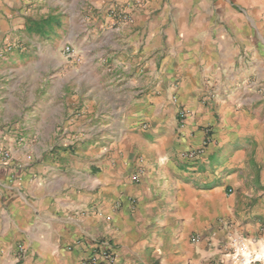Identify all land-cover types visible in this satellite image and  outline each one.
I'll return each instance as SVG.
<instances>
[{
    "label": "crops",
    "instance_id": "crops-1",
    "mask_svg": "<svg viewBox=\"0 0 264 264\" xmlns=\"http://www.w3.org/2000/svg\"><path fill=\"white\" fill-rule=\"evenodd\" d=\"M36 1L22 20L20 0H0V40L37 46L22 64L17 54L0 63V130L22 117L13 138L23 141L0 162V264H81L99 240L113 264H217L235 232L264 253V0H175L164 52L160 35L143 40L145 23L137 46L121 37L145 11L106 35L96 33L109 18L95 11L83 64L70 69L18 29L43 25L49 36L61 23L75 42L85 0ZM119 48L137 58L103 81L95 61ZM75 137L77 151L61 147Z\"/></svg>",
    "mask_w": 264,
    "mask_h": 264
},
{
    "label": "rangeland",
    "instance_id": "rangeland-1",
    "mask_svg": "<svg viewBox=\"0 0 264 264\" xmlns=\"http://www.w3.org/2000/svg\"><path fill=\"white\" fill-rule=\"evenodd\" d=\"M22 3L21 7V15L18 16V18L25 20L26 17L30 14L32 10L37 9V1L35 0H20ZM211 3V6L218 2V4H224L226 6H243L240 3H237L234 0H207ZM204 2L203 4H206V0H202ZM175 0H138V3H135L134 0H85L83 2L82 9L80 12H76L77 16V29H78V38H76V41L70 40L67 36L62 34L61 32H64L61 29V23L54 25L52 27V31H50L49 36L48 34H45L46 30L44 29V26L41 25L39 27H32L29 28L26 27V29H18V31L25 33V37L30 41H35L37 44H39V47L43 49L46 46V42H49L48 44L55 48V51L59 53L60 58H64L66 60L65 65L67 67H79L83 64L84 57L81 58V48L80 45L85 44L89 39H91L92 36H94V30L96 29L94 24L91 23V16H94L95 11H99L104 17L109 18L107 25H104L103 27H99L97 29L96 34H101V32H104L106 35V32L108 33V29L110 25L112 26L113 30L118 25H131L134 24V20L132 16L135 13H138L140 11H145V17L142 19V21L138 22L136 25H134L132 28H130V33L124 32L121 33V37H123V40L125 42L133 41L135 42V46H137L138 37L140 36V31L143 28V24L145 23V31L146 33L143 36V40L148 41L152 39L153 37H156L158 35L161 36V47L163 48V52L166 50L165 47V39L167 38L166 31L170 28L171 22L170 17H165L167 14L166 8L168 6H174ZM155 16L157 18V22L150 24L149 22L152 20V17ZM46 21V20H43ZM60 22V21H59ZM103 22V21H102ZM112 23V24H111ZM56 27V28H55ZM131 27V26H130ZM148 27L151 29L152 34L147 33ZM54 29V31H53ZM56 30L58 32H56ZM108 30V31H107ZM154 32H157L156 34ZM112 32H110L111 34ZM145 38V39H144ZM4 40H9L13 44V49L9 53H3L1 52V46ZM142 40V41H143ZM43 42V43H42ZM45 44V45H44ZM144 45V44H143ZM143 45H140V48L138 50V53L141 52V48ZM28 45L23 44L20 41L13 40L9 37H3L0 40V63H6L8 62L10 56L13 54H17L20 58L18 59L16 66L20 63L22 64L27 59L26 57L23 58L22 55L27 53V51L31 52L37 48V46L30 47L28 49ZM66 46L72 47L77 53L78 57L76 61L72 60L71 58L67 57L64 53V48ZM35 51V50H34ZM128 51V50H127ZM137 53V54H138ZM80 54V55H79ZM80 57V59H79ZM144 57V56H142ZM129 60L131 61L132 58L136 59L137 55H130L123 52L122 49H104V51L101 53V56L98 60L95 61V63L99 62V69L105 70L104 74L101 76V79L103 81H107L110 79L109 75L111 74L112 69L114 68L116 62H122L123 60ZM151 58V56H147L146 59L143 61L142 66L146 65L145 63L148 62V60ZM58 60V59H57ZM55 60L51 66H49V69L45 72V74L42 75V80L44 84L46 79H52L56 76L57 69H58V61ZM71 61H74V63H70ZM160 63V60L159 62ZM9 65L8 67H10ZM117 66V65H116ZM0 76V82H2ZM122 78L121 76H118L117 79ZM251 81V79L248 77L245 80H243L244 83L248 84ZM213 88V86H211ZM213 94V93H212ZM43 87L42 89L38 88L35 93V100H39L43 97ZM73 94L70 93L69 96H72ZM68 98V96H67ZM26 99V98H25ZM75 111H80L79 108H74ZM14 119H17L16 122L19 121V119H22V117L18 118L15 117ZM16 122H11L9 124H3L1 125V134H0V148H7L10 149L11 147L15 148V146H18L19 144L23 143L21 138L14 139L13 138V132L15 131V124ZM20 122V121H19ZM22 128V127H21ZM63 140V142H62ZM58 141V140H56ZM64 141H67L68 143H64ZM61 142L64 143V145H61L62 148L65 150H69L71 153L73 151H77L79 148L80 140L78 138H63L61 139ZM253 250V248H252ZM254 251V250H253ZM254 253L260 257V262L258 264H264V253H258L254 251ZM222 258L217 261V264L221 263Z\"/></svg>",
    "mask_w": 264,
    "mask_h": 264
},
{
    "label": "built area",
    "instance_id": "built-area-1",
    "mask_svg": "<svg viewBox=\"0 0 264 264\" xmlns=\"http://www.w3.org/2000/svg\"><path fill=\"white\" fill-rule=\"evenodd\" d=\"M138 3V0H134ZM13 49V44L9 40H4L1 46V52L9 53ZM64 53L72 60H78V53L70 46L64 48ZM174 104L177 103L176 97L172 98ZM189 111L184 107H179L177 116L178 123L183 125L189 117ZM194 153L188 156L192 157ZM0 162L2 165L7 166L12 163L11 149L0 148ZM138 174L132 177V181L138 182ZM197 241V238H193ZM254 240L241 235L239 233H231L224 244L222 257V264H258L260 257H258L252 250ZM115 253L111 245L105 240H99L96 243V248L84 259L81 264H113L115 261Z\"/></svg>",
    "mask_w": 264,
    "mask_h": 264
}]
</instances>
